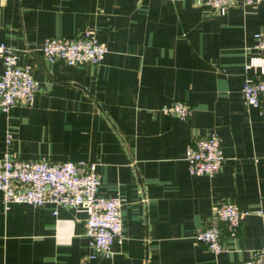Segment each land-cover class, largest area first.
Listing matches in <instances>:
<instances>
[{
	"label": "crops",
	"instance_id": "obj_1",
	"mask_svg": "<svg viewBox=\"0 0 264 264\" xmlns=\"http://www.w3.org/2000/svg\"><path fill=\"white\" fill-rule=\"evenodd\" d=\"M86 30L109 47L101 62L43 56L47 37ZM258 31L264 1L221 12L197 0H0V43L39 81L32 103L0 109V156L11 131L19 157L96 161L98 192L124 197L126 234L112 256L89 259L85 207L6 203L0 191V264H234L263 245L264 115L242 92ZM178 99L187 119L161 109ZM211 131L223 166L192 174L187 146ZM225 199L246 213L215 253L195 234Z\"/></svg>",
	"mask_w": 264,
	"mask_h": 264
},
{
	"label": "built area",
	"instance_id": "obj_2",
	"mask_svg": "<svg viewBox=\"0 0 264 264\" xmlns=\"http://www.w3.org/2000/svg\"><path fill=\"white\" fill-rule=\"evenodd\" d=\"M232 0H197L221 12H226ZM255 4L264 0H243ZM256 46L260 53L253 55L246 67L248 73L242 92L249 105L260 108L264 115V31L255 33ZM33 49H28L32 51ZM49 61L61 60L67 64H97L109 50L91 30L76 36H50L40 47ZM3 70L0 72V109L9 113L18 102L32 103L39 81L34 75V65L22 62L20 52L14 46L0 43ZM161 109L181 119L192 113V105L182 99L163 105ZM186 160L192 174H217L224 163L225 154L222 137L218 131L196 137L187 146ZM100 175L96 161L27 159L19 157L13 147V134L7 131L6 149L0 156V191L3 200L26 202L35 206L53 203L56 207L83 206L88 211L86 219L89 236V259L113 255V245L123 243L126 238L122 207L124 197L120 194L106 196L98 192ZM58 212V209L55 210ZM246 213L232 199H225L215 207L216 222L196 232L197 241L215 253L225 248V236L238 234ZM234 264H264V244L252 250L251 255Z\"/></svg>",
	"mask_w": 264,
	"mask_h": 264
}]
</instances>
